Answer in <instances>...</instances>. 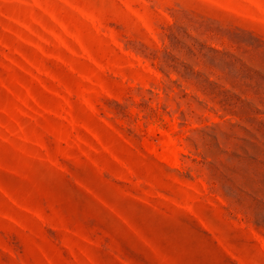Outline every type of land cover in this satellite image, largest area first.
Wrapping results in <instances>:
<instances>
[{
	"label": "rangeland",
	"instance_id": "1",
	"mask_svg": "<svg viewBox=\"0 0 264 264\" xmlns=\"http://www.w3.org/2000/svg\"><path fill=\"white\" fill-rule=\"evenodd\" d=\"M0 264H264V0H0Z\"/></svg>",
	"mask_w": 264,
	"mask_h": 264
},
{
	"label": "crops",
	"instance_id": "2",
	"mask_svg": "<svg viewBox=\"0 0 264 264\" xmlns=\"http://www.w3.org/2000/svg\"><path fill=\"white\" fill-rule=\"evenodd\" d=\"M65 177H66L69 185L74 188V190L76 191V193H78L79 197H81V195L84 196L85 202H87V198H90L94 202H97L98 204H100V206H101L100 212L101 211L103 212L105 210L109 214H112V215H120L119 210H117L116 208H112L111 206H109L108 202L105 201L104 196L102 194H99V196H98V193L97 192H93L92 190H90L88 188L87 184L82 181V179H80L79 177L73 176L71 174H69L68 176H65ZM57 203L58 202L56 200L52 199L51 197L47 198L46 205H47V207H50L51 210H59V209H61L60 208L61 205L59 203H58L59 204L58 207L55 206V204H57ZM77 203L80 205L81 204V199H79ZM105 206H106V208H105ZM80 212H82V213H84L86 215L88 214L86 211L82 210V208H80L79 210L77 208H71L70 210L66 211L65 213H69V216H72L74 214H78L79 215ZM100 212H99V210H97L95 212L94 218H97L99 216V213ZM48 217H49V215L46 214L45 215V219H47V221L49 219ZM50 222L52 224L51 223L48 224L49 227L53 226L55 229H57V228H61L62 229L64 227V225L55 223V222H53L51 220H50ZM84 226H86V225L84 224ZM78 227H82V225H79ZM100 227H104V226H100ZM107 231L110 232L111 230H108L107 229ZM119 250H120L119 255L121 257H123V258L128 259V254L126 252L127 251V248L126 249H123V247L121 246V249H119Z\"/></svg>",
	"mask_w": 264,
	"mask_h": 264
},
{
	"label": "bare ground",
	"instance_id": "3",
	"mask_svg": "<svg viewBox=\"0 0 264 264\" xmlns=\"http://www.w3.org/2000/svg\"><path fill=\"white\" fill-rule=\"evenodd\" d=\"M165 158V157H164ZM167 158H170V157H167ZM173 159V158H172ZM171 160V159H170ZM169 161V160H168ZM170 163H171V161H170Z\"/></svg>",
	"mask_w": 264,
	"mask_h": 264
}]
</instances>
